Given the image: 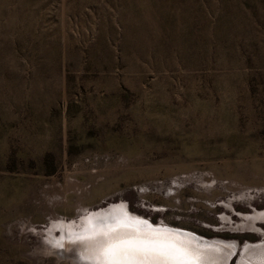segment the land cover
Masks as SVG:
<instances>
[{"label": "rangeland", "instance_id": "rangeland-1", "mask_svg": "<svg viewBox=\"0 0 264 264\" xmlns=\"http://www.w3.org/2000/svg\"><path fill=\"white\" fill-rule=\"evenodd\" d=\"M130 218L264 264V0H0V264L166 231Z\"/></svg>", "mask_w": 264, "mask_h": 264}, {"label": "snow or ice", "instance_id": "snow-or-ice-1", "mask_svg": "<svg viewBox=\"0 0 264 264\" xmlns=\"http://www.w3.org/2000/svg\"><path fill=\"white\" fill-rule=\"evenodd\" d=\"M105 255L110 257L109 264H143L140 256L150 259L152 264H160V257L176 259L185 253L155 239L132 238L110 245Z\"/></svg>", "mask_w": 264, "mask_h": 264}, {"label": "bare ground", "instance_id": "bare-ground-1", "mask_svg": "<svg viewBox=\"0 0 264 264\" xmlns=\"http://www.w3.org/2000/svg\"><path fill=\"white\" fill-rule=\"evenodd\" d=\"M129 220H130V222L132 221V222L136 223L139 226L141 225L143 227H148V228H151V229H165L166 231H164V232H162V231L159 232L158 231V233H160L159 234V237L161 238V240L159 239L158 241H161V242L163 241L164 244L170 246L171 248L176 249V250H180L181 252L185 253V256L179 257V258H176V259L166 258V257H160L159 258L160 264H184L185 260H189L190 259V257H187L186 254L188 252L186 251L185 247L183 246V242H185V239H183V237L180 238V236H175L172 233H169L167 231V229L169 227L168 228L167 227H154L150 223L143 222L142 220L136 219V218H130ZM130 224H132V223H130ZM175 230H177V229H175ZM177 231L180 232V233H182V234L188 235V236H196V235H192V234H189V233L180 231V230H177ZM165 234H167V235H165ZM186 238L189 239L194 244H196V246H198V247H200V246L201 247H211V246H215V245L211 244L212 243L211 241L202 240V238L201 239L199 238L200 243H205L207 245H204V246L203 245H199L191 237H189V238L186 237ZM140 257H144V256H140ZM145 259H147V258H145ZM148 260H150V259H148Z\"/></svg>", "mask_w": 264, "mask_h": 264}, {"label": "water", "instance_id": "water-1", "mask_svg": "<svg viewBox=\"0 0 264 264\" xmlns=\"http://www.w3.org/2000/svg\"><path fill=\"white\" fill-rule=\"evenodd\" d=\"M167 231L169 232V233H172L173 235H175V236H180V238L181 237H183V239H187L186 237H191L195 242H197V244H199V245H207V244H205V243H200V241H199V237L198 236H188V235H185V234H182V233H180V232H178L177 230H175V229H173V228H168L167 229ZM187 241V240H186ZM188 242V241H187ZM186 242V243H187ZM184 244H186L185 242H183ZM215 242H212L211 244H213V245H215L214 244ZM196 245V244H195ZM194 245V246H195ZM216 246V245H215ZM201 247V246H200ZM206 249V248H205ZM106 259V258H105ZM105 264H108V261L106 260L105 261Z\"/></svg>", "mask_w": 264, "mask_h": 264}]
</instances>
